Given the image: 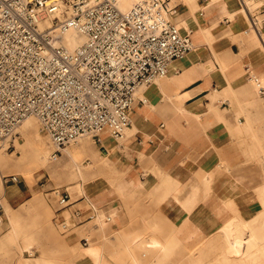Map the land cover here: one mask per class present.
Wrapping results in <instances>:
<instances>
[{
    "label": "crops",
    "instance_id": "obj_1",
    "mask_svg": "<svg viewBox=\"0 0 264 264\" xmlns=\"http://www.w3.org/2000/svg\"><path fill=\"white\" fill-rule=\"evenodd\" d=\"M252 1H169L175 5L171 19H192L184 30L193 50L172 60L166 77L140 91L122 142H113L108 133L99 136V141L109 139L99 147L117 162L122 195L113 187L93 197L71 199L68 194V205L53 209L52 221L62 233L83 227L78 242L99 250L102 264L188 260L189 254L176 258L174 253L155 252L161 247L190 250L200 245L232 215L223 201L237 203L260 182L256 160L261 154L256 151L264 149V142H255L253 136L254 126L262 122L264 101L258 93V97L249 93L242 78L245 65L264 73V63L257 62L260 52L243 34L247 21L251 24L252 5L260 0ZM237 5L248 17L241 22ZM257 8L264 13V1ZM250 63H256L255 69ZM2 184L0 198L10 205L31 195L26 184L4 180ZM13 184L17 191L9 189ZM0 215L3 221L1 199ZM59 222L67 223V228ZM99 222L108 230L106 235L96 232ZM152 238L160 245H147ZM39 262L47 264L44 259ZM70 262L93 264V259L77 254Z\"/></svg>",
    "mask_w": 264,
    "mask_h": 264
},
{
    "label": "built area",
    "instance_id": "obj_2",
    "mask_svg": "<svg viewBox=\"0 0 264 264\" xmlns=\"http://www.w3.org/2000/svg\"><path fill=\"white\" fill-rule=\"evenodd\" d=\"M169 1L132 0L123 10L118 0H0V142L28 116L54 154L83 136L122 139L136 91L164 77L193 46L170 18ZM70 30L83 36L74 49L63 43ZM244 76L264 101V82L247 65ZM54 194L59 207L68 205L67 192Z\"/></svg>",
    "mask_w": 264,
    "mask_h": 264
},
{
    "label": "rangeland",
    "instance_id": "obj_3",
    "mask_svg": "<svg viewBox=\"0 0 264 264\" xmlns=\"http://www.w3.org/2000/svg\"><path fill=\"white\" fill-rule=\"evenodd\" d=\"M263 1L264 0H260L258 2L257 0H253L252 2L258 3L252 5V9L249 13L254 16L253 19L255 24L259 29L262 39L264 40V31H262L260 27L262 19L264 18V13H258L256 11L258 9L257 7L262 4ZM172 20L174 21L173 18ZM247 25L248 26L245 25L246 28H244L245 31L243 34L245 36L249 35V37L253 39L251 42L253 43L254 48H256L261 55V59H258L257 62L261 61L264 63V47L257 38L256 32L249 21H247ZM193 48L191 50H193ZM233 50H236L235 45H233ZM255 64L250 63L253 69H255ZM221 68H223V64L221 65ZM255 73L260 77L261 81L264 82V73H260L258 71ZM166 75L164 77H166ZM242 78H244L250 86L249 93L258 97L252 82L246 79L245 76ZM159 79H156L155 81H158ZM144 88L145 87H142L136 91L137 97H140V91ZM244 89L245 88H243V90ZM243 92L246 93L247 91ZM262 107V122H260V125L257 123L254 126L255 130L253 137L255 142H264V125L262 124L264 123L263 104ZM20 127H18L16 133L11 138L0 142V159H2V161L0 160V194H2L3 191L1 189L4 179L2 178V175L17 174L20 179L17 183H20L21 185H28L31 189V195L18 203H11V205L4 200L3 197L0 198L4 209V217L2 224L0 225V264H31L34 261V256L41 254L43 257L42 259L51 264H70L71 255L77 254L90 255L92 259H94L95 256L84 251L85 247L92 246V244H89L88 246H81L78 242L79 236L85 233L82 226L74 227L62 233L60 228L52 221L53 209L57 205V197H55L54 190L67 192L71 199L80 195L93 197L97 194H101L102 192H108L110 187H113L114 190L116 189L115 192L118 195H122L118 190V184L122 174L118 168L117 162L113 158V155H109V153L106 155L107 150L104 146H99L104 144L109 139L113 142H122L127 134V128L125 129V135L122 139H114L110 136L109 139L105 138L99 141L96 137L83 136L74 142L62 146L59 149L57 156L55 158H48L45 163H40L31 158L25 163L24 160L26 155L24 154V150L27 149L26 146L28 145V142H32L36 135L41 136L46 141V146L51 153L55 147L49 141L48 137L40 132L37 120L29 119L23 124L22 128L28 137V142L23 141L19 132ZM70 152L72 153V157L67 156ZM256 152L261 154L259 157L260 159L256 160L260 170L258 172L260 182L254 188L251 195L241 199L237 203L234 202L232 214L240 218L255 217L254 221L251 223V229L259 235V233L264 231V213H260V210L263 208L261 177L264 174V149L257 150ZM103 159L107 160L103 161ZM1 162L5 164L3 165ZM97 166L99 170H97ZM23 167L24 171H22ZM104 170L107 171L104 172ZM8 183L11 182L8 181ZM9 189L17 191L18 188L16 184H13L9 187ZM34 196L38 199L37 208L30 212L22 211L20 206L29 198ZM224 204L227 207L232 206V203L227 204L226 200L224 201ZM11 217L17 218L15 223L19 230L28 233L35 232V241L37 243L32 246V254H29L27 250L20 252L19 240L9 236L7 230ZM102 223L104 222L102 221ZM106 231L108 230H104L103 226H100L99 222L96 232L100 233V235L101 233H105L104 235H106ZM221 235L219 226L218 231L212 233L207 240L200 245L192 247L190 250H182L176 246L173 247L174 250H172V247H161L159 250L157 249L155 253L158 252L164 255L174 253L176 258L182 254L190 255L188 260L180 262L175 261L174 263L168 264H242L236 255L224 256L226 254V247ZM257 240L263 243L260 237H258ZM150 241L152 244L148 241L147 245L156 247L160 245L154 238L150 239ZM260 246L263 247L264 244H261ZM95 252L101 256V252L96 248ZM143 263L167 264L162 261ZM253 263L264 264V255H260Z\"/></svg>",
    "mask_w": 264,
    "mask_h": 264
},
{
    "label": "bare ground",
    "instance_id": "obj_4",
    "mask_svg": "<svg viewBox=\"0 0 264 264\" xmlns=\"http://www.w3.org/2000/svg\"><path fill=\"white\" fill-rule=\"evenodd\" d=\"M131 1L132 0H118V3H119L120 8L124 10V9H126L127 6L131 5ZM228 1L231 2V0H228ZM237 6H238V8H236V10L239 11L240 13H242V16L240 17V20H239L241 22V21H243V19H247L248 17L246 18V14H244L245 12H244L242 6L241 5H237ZM171 16L172 15H170V17ZM191 21H192V19L190 18V19H188L186 21L178 20L177 22H175V21L174 22L177 24V26L180 29V31L184 32L186 24H188V22H191ZM255 32H256V34L258 36L259 41L261 42L262 46L264 47V40L262 39V36L260 35L259 32H258L259 33L258 34L256 30H255ZM82 41H83V36L78 34L75 30H70V31L66 32L63 35V43L69 49H74ZM192 48H193V46H192ZM191 49L188 52H190ZM184 56H182V57H184ZM218 72H219V70L215 74H217ZM248 80L251 81L250 79H248ZM129 117H130V115H129ZM29 119L30 120H32V119L36 120V118L34 116H28L18 126V127H20L22 125L20 127V129H19V132H20V135H21L23 141H27V142L29 140H28V137L25 134V132H24L22 127H23V124ZM130 122H131V120H130ZM18 127H17V129H18ZM109 136H111V135H109ZM26 148L27 149L24 150V152H25L24 154L26 155L25 160H24L25 163L30 158L34 159V160H36V161H38L40 163H45V161L48 158H50V157L55 158L57 156V153H55V154L53 153L54 150L52 151V153L48 150V148L46 146V141L41 136H37L36 135L35 139L32 142H30V143L28 142V145L26 146ZM67 156L68 157H72V153L71 152L68 153ZM0 160L2 161V159H0ZM1 163L3 165L5 164L3 162H1ZM0 166H1V164H0ZM100 169H102V168H100ZM22 171H24V167H23ZM106 171L107 170H104V172H106ZM106 174H108V173H106ZM15 175H17V174H15ZM110 176H111V174H110ZM107 179H105V180H107ZM12 183H15V182H12ZM261 186H262V196H263L262 197L263 208L260 210V213H264V174L261 177ZM1 189L3 190V186L2 185H1ZM37 200L38 199L35 196L29 198L26 202H24L20 206V209H22V211H24V212H26V211L30 212V211L34 210L35 208H37ZM226 202H227V204L232 203V206L231 207L229 206V208L232 210L233 209V205H234L233 200L232 199H226ZM68 215H69V213H68ZM16 219L17 218H15V217H11L10 218L9 227H8L7 232L9 234V236L19 240V242H20L19 251L20 252H22L23 250H27V252L32 254L31 253L32 246L35 243H37L35 241V232L28 233V232L19 230L18 227L16 226V223H15ZM254 219H255V217H253V218H240V217H237L236 215L232 214L224 223H222L220 225V232L222 234L221 236H222V238L224 240V244H225V247H226V251H225L226 254L224 255L225 257H226V255L227 256L236 255L238 257V260L240 262H242V264H254L253 262L260 255H264V252H263L264 251V246L263 247L260 246L261 244H264V241H263L264 240V231L259 233V235H258L255 231H253L251 229V223L254 221ZM258 237L261 238L263 243H261V241L257 240ZM84 251H86L88 254H91V255L95 256L94 259H93V264H102V262L100 261L101 256L98 255L97 252H95V248L93 246L85 247ZM42 258H43L42 254L34 256V261L31 264H40L41 262H39V261H41ZM261 258H262V256H261ZM43 264H46V263L43 262Z\"/></svg>",
    "mask_w": 264,
    "mask_h": 264
}]
</instances>
